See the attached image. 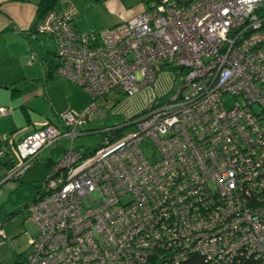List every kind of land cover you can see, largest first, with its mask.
<instances>
[{
  "label": "built area",
  "instance_id": "obj_1",
  "mask_svg": "<svg viewBox=\"0 0 264 264\" xmlns=\"http://www.w3.org/2000/svg\"><path fill=\"white\" fill-rule=\"evenodd\" d=\"M146 3L104 29L76 28L73 0L37 23L53 43L54 74L91 102L62 114L64 131L47 123L26 135L8 179L83 134L101 98L134 95L164 68L182 78L168 101L125 125L134 131L113 129L90 154L71 147L49 169L28 207L38 234L23 264H264V0ZM10 112L0 107V117Z\"/></svg>",
  "mask_w": 264,
  "mask_h": 264
},
{
  "label": "rangeland",
  "instance_id": "obj_2",
  "mask_svg": "<svg viewBox=\"0 0 264 264\" xmlns=\"http://www.w3.org/2000/svg\"><path fill=\"white\" fill-rule=\"evenodd\" d=\"M67 1L69 0H57V5L62 6ZM73 1L84 13L78 19L85 20L87 24L92 23L91 20L115 22L121 19V22L122 20L126 21V19L129 20L142 14L148 7L146 0H104L99 2L96 7L94 0L93 3L91 0ZM30 17L32 19L29 24L33 25L36 20V13ZM98 26L104 28L102 25ZM38 50H40L39 47ZM44 50L45 48H42L40 51L41 55L44 54ZM38 61H40V56ZM184 75L185 71H183L182 76ZM19 76L21 79L24 78L22 74ZM181 78L177 71L164 68L159 72L153 84L144 87L134 95L121 92L101 98L99 103L102 108L93 119L84 124L83 130L86 132L76 137L74 149L83 154H90L100 147L105 135L114 133L113 129L124 126L120 133L121 137L134 131V125H125L139 117L158 100L161 102L168 101L173 96ZM51 80H54V82L50 83L47 93L40 89L39 85L28 84L23 87L20 97L12 98V101L17 104L24 101L29 106L26 109L30 115L23 113L20 121L22 119L26 121L30 117L34 121L40 120L45 123L52 121L58 124L57 121L68 109H72L78 115L85 112L91 102V95L87 91L64 76H55ZM3 92L4 90L0 88V93ZM10 93H12V87ZM227 105H231V100L227 101ZM21 111L23 110L21 109ZM8 133L5 132L1 135ZM69 146V139H62L57 145L43 150L39 158L19 179L7 180V167L0 162V227L5 232V235L0 233V264L11 263L20 254L25 255L29 240L37 237V225L29 219L28 207L33 203L47 176L46 161L48 158L56 160L61 150ZM142 147L146 153L153 151L149 141H145ZM10 152L15 160L14 165L10 168L13 169L22 164V161L15 148L13 151L10 149Z\"/></svg>",
  "mask_w": 264,
  "mask_h": 264
},
{
  "label": "crops",
  "instance_id": "obj_3",
  "mask_svg": "<svg viewBox=\"0 0 264 264\" xmlns=\"http://www.w3.org/2000/svg\"><path fill=\"white\" fill-rule=\"evenodd\" d=\"M101 1L103 2L104 0H94L95 7ZM38 2L39 0H0V88L4 90L3 93H0V107H8L11 109L10 114L0 117V140L6 143L12 151L14 148L16 149V145L26 135L47 124L40 120H31L30 117L27 118L28 120L26 121L23 119L20 121V117L23 116V113L29 114V111L26 109V107L29 108V106L25 104L24 101H21L20 104L12 101L13 97H20L23 92V87L28 84L39 85L41 87L40 89H43L44 92L47 93L50 83L54 82V80L51 79L55 78V76L50 75L49 68V60L51 61L55 54L51 38L46 35L41 36L40 34L33 33V29L37 23ZM91 2L93 3V0H91ZM34 13H36V20L32 25L29 24L32 19L30 16ZM82 14L84 15L80 9L79 16L74 20V26L80 30L104 29L106 26L111 27V25L115 26L121 23L120 19L115 22L91 20L92 23L89 22L87 24L85 20L78 19ZM123 21L124 20H122V22ZM98 25H102L104 28H99L100 26ZM38 47L40 50H38ZM42 48H45V50L44 54L41 55L40 51ZM34 56L35 58L33 59ZM39 56L40 61L37 62ZM20 74L24 75L23 79L20 78ZM11 87L12 93H10ZM20 108L23 111H21ZM49 123L55 125L61 131L66 129L62 122V116L60 120L57 121L58 124L52 121H49ZM59 125L61 126L59 127ZM83 129V127L79 128V130L85 133L86 131ZM5 132H9L6 134L9 137H7L6 140H2L1 138L5 135L1 134ZM62 139H69L70 146L68 148H63L56 160L48 158L46 164L50 162L51 164L49 168H46L47 172L66 150H69L71 147L74 149L76 137L73 141H71L70 137H62L60 140ZM76 151L82 153L78 150ZM4 165L7 167L6 163ZM1 229L3 228L1 227Z\"/></svg>",
  "mask_w": 264,
  "mask_h": 264
},
{
  "label": "trees",
  "instance_id": "obj_4",
  "mask_svg": "<svg viewBox=\"0 0 264 264\" xmlns=\"http://www.w3.org/2000/svg\"><path fill=\"white\" fill-rule=\"evenodd\" d=\"M13 1H29V0H13ZM187 1H191V0H187ZM57 0H39L37 6V23L38 21H40L49 11L53 10V9H56L57 7H59L57 5ZM37 23L35 24V27L33 29V33L35 34H38L36 33V26H37ZM56 67V63H55V60H54V57L51 59V61L49 60V68H50V75L51 76H56L54 74V69ZM3 147H7V155H5L4 159H0L1 162H3L4 164L6 163L7 165V173L9 172L10 168L14 165L15 163V160L14 158L11 156V152H10V149L9 147L6 145V143H4L3 141L0 140V149L3 148ZM51 162L46 164V168H49ZM49 172V170H48ZM47 172V173H48ZM14 179H19V178H12L10 180H14ZM46 179H47V176L45 178V180L43 181L42 183V186H41V189L40 191L38 192V194L36 195L35 200L38 199V197L43 193V190H44V183L46 182ZM7 180H9L7 178ZM1 228V227H0ZM23 258H24V255L23 254H20L18 256V258L11 262V263H8V264H23Z\"/></svg>",
  "mask_w": 264,
  "mask_h": 264
}]
</instances>
